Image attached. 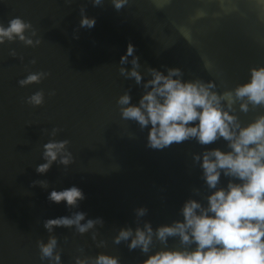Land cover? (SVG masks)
Wrapping results in <instances>:
<instances>
[{"label": "water", "instance_id": "95a60500", "mask_svg": "<svg viewBox=\"0 0 264 264\" xmlns=\"http://www.w3.org/2000/svg\"><path fill=\"white\" fill-rule=\"evenodd\" d=\"M81 9L95 17L91 28L79 25ZM13 16L29 22L25 35L40 43H0V264H55L38 247L50 236L60 264L91 260L98 253L115 256L119 264H142L159 248L180 247L176 237L161 243L155 229L181 219L187 198L202 200L210 191L193 153L226 151L227 143L218 138L201 145L190 138L148 147L147 127L122 119L116 98L127 91L136 103L148 68H179L182 80L211 81L217 94L234 90L249 79L251 68L264 65V0H125L119 9L112 0L96 5L92 0H0V24ZM129 42L141 84L119 71L131 67L120 63ZM40 70L48 75L39 83H17ZM37 89L43 90L44 102L26 103ZM242 102L247 110H241ZM221 105L241 125L264 115V105L234 95L230 108L225 100ZM50 139H66L71 160L65 165L57 158L38 173L42 145ZM227 179L221 173L220 184ZM71 185L83 192L75 206L48 199L50 190ZM138 207L146 209L141 217L135 215ZM78 211L101 223L83 233L75 226H53L51 232L44 227L48 218ZM145 221L153 228L148 252L129 248L127 240L114 242L120 228L135 229Z\"/></svg>", "mask_w": 264, "mask_h": 264}, {"label": "clouds", "instance_id": "9594fccd", "mask_svg": "<svg viewBox=\"0 0 264 264\" xmlns=\"http://www.w3.org/2000/svg\"><path fill=\"white\" fill-rule=\"evenodd\" d=\"M124 2L112 0L117 9ZM92 3L96 5L101 0H92ZM94 23L95 17L84 14L81 9L79 25L91 28ZM30 27L21 17H11L6 25L0 24V43L18 39L26 45L39 44V38L33 41L25 35ZM32 34L35 35L34 30ZM120 63L131 65L127 69L121 67L120 73L141 84L142 73L131 42L120 56ZM249 71L246 82L230 92L217 94L211 90V81L182 80L179 68L170 67L166 72L148 68L149 76L142 85L144 91L136 103L130 102L127 91L116 98L122 119L136 122L141 130L147 127L148 147L160 149L190 138L201 145L218 138L227 143L226 151L211 148L193 153L192 159L199 161L203 182L210 191L202 197L203 202L191 196L187 198L179 209L181 219L156 227L157 240L166 243L168 237H176L181 246L159 248L147 255L142 264H264V115L241 125L221 105V100H225L230 108L233 95L236 99L246 98L253 105H264V65ZM47 75L43 70L28 72L17 83L21 87L39 83ZM49 94H54V90ZM25 102L41 105L43 90L32 92L25 97ZM240 108L247 110V103L242 102ZM56 132L54 127L50 135L55 136ZM67 144L66 139L45 142L43 162L36 166V172H46L57 158L67 165L71 160ZM221 173L228 177L224 184H220ZM39 183L46 186L44 181ZM48 199L55 203L63 201L72 207L83 199V192L71 185L50 190ZM145 211L144 207H138L135 215L141 217ZM97 223H101L99 218L85 220V214L78 211L70 216L48 218L44 227L51 232L53 226H75L83 233ZM113 239L114 242L127 240L129 248L139 247L142 252H148L153 228L147 221L135 229L122 227ZM55 244V237L50 236L46 242H38V247L42 257H51L55 264H60L59 254L53 253ZM75 264H119V260L113 255L98 253L91 260L77 258Z\"/></svg>", "mask_w": 264, "mask_h": 264}]
</instances>
